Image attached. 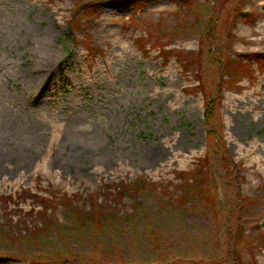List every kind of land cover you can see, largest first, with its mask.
I'll use <instances>...</instances> for the list:
<instances>
[{
	"label": "rangeland",
	"instance_id": "obj_1",
	"mask_svg": "<svg viewBox=\"0 0 264 264\" xmlns=\"http://www.w3.org/2000/svg\"><path fill=\"white\" fill-rule=\"evenodd\" d=\"M133 3L0 0V264H264V0Z\"/></svg>",
	"mask_w": 264,
	"mask_h": 264
},
{
	"label": "trees",
	"instance_id": "obj_2",
	"mask_svg": "<svg viewBox=\"0 0 264 264\" xmlns=\"http://www.w3.org/2000/svg\"><path fill=\"white\" fill-rule=\"evenodd\" d=\"M128 3L129 2H134L136 4H143L144 2L148 1V0H126ZM240 66H242L243 64H239ZM243 67V66H242ZM262 69H264V63L262 64ZM201 86V83H200ZM207 168L205 161L202 163V166L198 169H196L193 173H190L189 176L186 177L185 174H181V186L189 188V190L184 191V196L188 197V203H192L191 202V196L196 195V196H200L202 193L206 192L207 190L205 189V187L208 184L209 181V177L207 175V173L203 172L205 169ZM133 192L141 195V190L144 188V184L141 183V181L135 182L133 183ZM122 188L123 191L124 187H120ZM121 190V191H122ZM118 193H120V191H118ZM125 196V195H124ZM124 196H122V198H124ZM61 199V198H60ZM210 200H205V204L207 205V203ZM157 239H155L154 241L156 242Z\"/></svg>",
	"mask_w": 264,
	"mask_h": 264
},
{
	"label": "bare ground",
	"instance_id": "obj_3",
	"mask_svg": "<svg viewBox=\"0 0 264 264\" xmlns=\"http://www.w3.org/2000/svg\"><path fill=\"white\" fill-rule=\"evenodd\" d=\"M47 37V39H49V37H48V35L46 36ZM44 47H45V49H47V52L49 51V52H52L53 51V48H54V46L51 44V42H49L48 40H46L45 42H44V45H43Z\"/></svg>",
	"mask_w": 264,
	"mask_h": 264
}]
</instances>
